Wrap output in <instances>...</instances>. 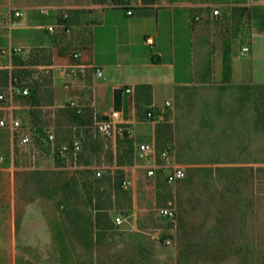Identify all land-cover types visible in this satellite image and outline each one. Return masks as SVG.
Here are the masks:
<instances>
[{"label": "rangeland", "instance_id": "rangeland-1", "mask_svg": "<svg viewBox=\"0 0 264 264\" xmlns=\"http://www.w3.org/2000/svg\"><path fill=\"white\" fill-rule=\"evenodd\" d=\"M217 1L216 16L211 7L187 10L193 83L167 98L156 122L144 117V93L134 92L131 120L104 138L94 119L122 106L93 80L87 26L110 0H0V89L13 64L37 82L34 107L17 97L25 130L46 126L57 142L82 145L76 160L53 157L49 145L12 143L0 127V264H264V9ZM124 9L103 8L135 17ZM188 37L190 46V29ZM218 45L228 54L226 81L213 68ZM182 72L192 80L191 65ZM153 139L183 167L182 180L146 176L137 144ZM160 207L174 217L160 216ZM218 219L230 233L211 231ZM220 245L243 249L219 254Z\"/></svg>", "mask_w": 264, "mask_h": 264}, {"label": "crops", "instance_id": "crops-1", "mask_svg": "<svg viewBox=\"0 0 264 264\" xmlns=\"http://www.w3.org/2000/svg\"><path fill=\"white\" fill-rule=\"evenodd\" d=\"M171 1H134L129 5L132 9L130 14L132 17L135 12L133 18L125 17L115 10L104 11L105 7L110 9L120 7L114 4L115 2H110L100 9L99 17L87 26V32L88 29L91 32L90 37L88 36V47L91 48L89 64L101 70V75H93V80L101 89L111 93L113 102L115 90L119 91L118 98L121 103L125 102L127 105L129 97H133L136 86L148 85L152 99L151 106L162 111L164 101L167 98L172 99L175 90L187 88L193 83V30L191 21L187 18V10L192 11L197 6L206 8L211 5L219 6V4L212 0H206L203 3L194 0H189L187 3ZM217 2L264 5V0H219ZM149 8L154 10H148ZM189 29L192 32L190 46L188 45ZM147 38H151V42H148ZM5 45L0 43V49ZM212 63L215 71L219 68L221 71L222 52L219 45ZM188 65L192 66L191 81L187 80L184 71L181 73L184 69L188 70ZM213 75L216 77V72L213 71ZM123 87L132 88L133 93L123 96L121 90ZM163 90L166 91L167 96L163 99V103L159 102L160 104L156 106V97ZM128 107L126 115L123 108L118 109L123 111L121 118L123 123L131 120L129 113L133 109Z\"/></svg>", "mask_w": 264, "mask_h": 264}, {"label": "built area", "instance_id": "built-area-1", "mask_svg": "<svg viewBox=\"0 0 264 264\" xmlns=\"http://www.w3.org/2000/svg\"><path fill=\"white\" fill-rule=\"evenodd\" d=\"M137 2L136 0H120L114 4L122 6L125 8L126 15L132 14V9L129 7L131 3ZM113 3V2H111ZM212 8V15L216 16L220 14L218 6H210ZM38 12L41 14L45 13V9L43 7L38 8ZM21 12L16 11L15 15H20ZM63 17L66 18L67 14H63ZM195 20L199 19V16H194ZM66 25H63V28ZM49 30H52V26H47ZM148 42H151V38L146 39ZM247 47H243L242 51L246 52ZM9 55L11 56V51L9 50ZM78 56V54H76ZM74 67H86V65H73ZM87 66L93 68L92 74L94 76H100L101 70L97 67H94L90 64ZM14 79L13 82L9 80L8 84L0 89V127L4 128L8 131L11 142L13 143L16 140L18 145H26L30 143L33 139L35 142L40 144L49 145L53 157L58 158H67V160L74 159L76 160L79 156V152L81 150V139L73 138L71 140H61L57 142L55 138V134L50 128H46V126L40 127V131H38L37 126L35 125L33 131L25 130L27 126L23 123L22 119L16 113V109H18V101L17 97L26 96L29 93L28 85L23 81L20 85H15ZM122 95L128 96L133 93L132 88L123 87ZM169 102L164 101V106H168ZM152 110H147L144 113V117L153 122L160 121L162 119L161 111H158L153 106H151ZM155 111V113H154ZM123 111L112 108L108 114H103L98 118L94 119L93 128L104 138H112L117 130L118 125L122 124ZM120 127V126H119ZM36 136L38 138H36ZM138 150L141 152L144 157V165L142 168L147 177H153L156 179L157 173L163 175V180L167 184H174L175 182L182 180L185 177L184 169L181 165L170 161L169 150L162 149L160 152L156 150L154 139L150 140L146 143H138ZM97 176H100V171H95ZM123 186H126L128 181L123 180ZM121 183V184H122ZM158 214L160 216L173 218L174 211L170 207H160L158 210ZM115 223H120V216L114 217Z\"/></svg>", "mask_w": 264, "mask_h": 264}, {"label": "trees", "instance_id": "trees-1", "mask_svg": "<svg viewBox=\"0 0 264 264\" xmlns=\"http://www.w3.org/2000/svg\"><path fill=\"white\" fill-rule=\"evenodd\" d=\"M120 0H110V2H119ZM142 2L145 1V0H141ZM251 8L253 9V13L255 11H259V10H262L264 9V5H257V6H251ZM252 17H254V15H252ZM191 28L193 30V24L191 23ZM193 41H194V37H193ZM228 58V54H227V50H224L223 51V54H222V74H223V79L226 81L228 80V77H229V67H228V64L226 63V60ZM11 64H12V61H11ZM17 68L12 64V68L10 69H5L3 70V73L5 74L6 78H7V81H6V84L4 86H6L9 82V80H11L13 82V80L15 79L16 82H14L15 85H20L21 82H25L28 87H29V93L26 95V96H19L21 98H25V100L29 101L31 103V106L34 107L37 103H38V100L36 98V86H37V82L35 81H32V82H29L28 80H25V73H23L22 71L20 70H16ZM253 86H249V88H252ZM121 91V90H120ZM135 92L138 94L140 92L144 93V95L146 96L145 98V102L147 104V108L145 109V112L147 110H152L151 108V94H150V91H149V86L148 85H138L136 86L135 88ZM118 93L119 91H116L114 92V102H117L118 104H121L122 108H123V111H124V115H126V110H127V107L125 105V102L124 104L121 103L120 99L118 98ZM35 104V105H33ZM115 109V108H114ZM155 113V111H154ZM34 125V124H33ZM36 125V124H35ZM37 126V125H36ZM38 131H40V128H38ZM231 170H233L232 168H230ZM259 168H256L255 170H258ZM195 170H198V168H193V171ZM235 170V169H234ZM233 170V171H234ZM189 183L192 178L191 176L189 175V177L186 179ZM231 180H232V177H231ZM233 184V182H232ZM231 182H230V185H232ZM97 210H101L103 209L102 207L98 206L96 207ZM229 211H231L229 209ZM228 211V213L230 214V212ZM103 215L102 212H96L95 214V225H97L98 227L97 228H102L100 227V225L102 224L101 223V219H100V216ZM232 215V214H230ZM231 220V219H230ZM229 224L228 222L226 223H223L222 222V219H218V221L212 225V230L214 233L216 234H222V233H230V228H229ZM204 248L201 247L200 250L202 251ZM231 249V251L233 253H240L241 250L243 249L242 246H237L236 248L235 247H229V246H224V245H220L218 247V250L216 251L217 253L221 254V253H226ZM263 260H264V256H263Z\"/></svg>", "mask_w": 264, "mask_h": 264}]
</instances>
